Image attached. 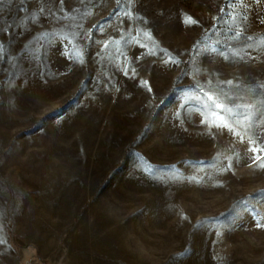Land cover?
I'll use <instances>...</instances> for the list:
<instances>
[{"label": "rangeland", "instance_id": "1", "mask_svg": "<svg viewBox=\"0 0 264 264\" xmlns=\"http://www.w3.org/2000/svg\"><path fill=\"white\" fill-rule=\"evenodd\" d=\"M262 165L264 0H0V264H264Z\"/></svg>", "mask_w": 264, "mask_h": 264}, {"label": "snow or ice", "instance_id": "2", "mask_svg": "<svg viewBox=\"0 0 264 264\" xmlns=\"http://www.w3.org/2000/svg\"><path fill=\"white\" fill-rule=\"evenodd\" d=\"M189 20H190V18H189ZM186 22H188V21H186ZM262 167H264V165H262Z\"/></svg>", "mask_w": 264, "mask_h": 264}]
</instances>
